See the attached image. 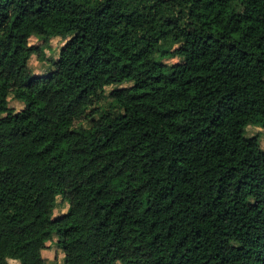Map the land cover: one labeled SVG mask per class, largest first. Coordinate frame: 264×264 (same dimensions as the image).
I'll return each mask as SVG.
<instances>
[{
	"label": "trees",
	"instance_id": "16d2710c",
	"mask_svg": "<svg viewBox=\"0 0 264 264\" xmlns=\"http://www.w3.org/2000/svg\"><path fill=\"white\" fill-rule=\"evenodd\" d=\"M260 136L264 0H0V264H264Z\"/></svg>",
	"mask_w": 264,
	"mask_h": 264
},
{
	"label": "rangeland",
	"instance_id": "374dc122",
	"mask_svg": "<svg viewBox=\"0 0 264 264\" xmlns=\"http://www.w3.org/2000/svg\"><path fill=\"white\" fill-rule=\"evenodd\" d=\"M30 44L37 46V45H41V41L37 40L36 38H31L30 39ZM64 44V42H62V40H60L59 38H53L51 39L47 44H45L44 47V51H43V56L44 58L47 59H56L58 54H59V50L61 49L62 45ZM180 43H177L173 46H171L172 48H177L179 47ZM181 62V59L178 57L175 58H171V59H163L162 63L167 65V66H171L174 64H177ZM30 68L32 69V71L34 73H37V75H43L46 74L47 72H49L51 70V67L49 66L48 62H46L45 60H41L39 58L33 57L30 61ZM112 88H108L106 90V93H109L111 91ZM101 106H104L105 103H101ZM106 106V105H105ZM83 126H87V123H84ZM247 136L248 137H252L255 136L257 134H261V130L258 128H254V127H248L246 130ZM260 144L262 149L264 150V141H263V137L260 136ZM68 206L67 204H62L61 199L58 197L56 199V205L53 211V216H59L61 214H64L67 210ZM57 239L56 237L54 238V244L47 250L42 252V257L45 259L46 264H63V252L62 250L58 247L57 243H56Z\"/></svg>",
	"mask_w": 264,
	"mask_h": 264
},
{
	"label": "crops",
	"instance_id": "0c3cea01",
	"mask_svg": "<svg viewBox=\"0 0 264 264\" xmlns=\"http://www.w3.org/2000/svg\"><path fill=\"white\" fill-rule=\"evenodd\" d=\"M35 74H37V73H35Z\"/></svg>",
	"mask_w": 264,
	"mask_h": 264
}]
</instances>
